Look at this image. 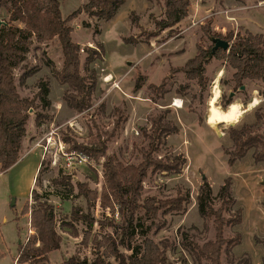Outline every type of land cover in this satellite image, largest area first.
I'll return each instance as SVG.
<instances>
[{"label":"rangeland","instance_id":"rangeland-1","mask_svg":"<svg viewBox=\"0 0 264 264\" xmlns=\"http://www.w3.org/2000/svg\"><path fill=\"white\" fill-rule=\"evenodd\" d=\"M82 3L83 0H60L62 16L66 17ZM247 6L249 8L245 9ZM163 10L161 0H125L108 21L98 22L81 12L68 23L75 42L93 48L95 42L100 41L104 47L103 59L91 64L98 78L92 104L82 111L69 107L62 99L66 85L59 84L52 72V67L59 69L62 63L61 47L56 41L34 42L25 59L13 69L18 92L32 98L33 106L28 111L18 160L6 170H0V238L6 242L3 250L0 247V264H12L17 238L24 243L35 234L30 224V208L35 203L30 193L32 188L54 204L56 229L61 235L62 246L60 250L49 253L52 258L49 264H61L71 254L93 258L95 250L91 238L95 234L114 233V227L106 223L112 215L100 206L98 200L88 205L85 198L77 193L76 180L88 183L90 188L99 192L103 157L99 158L100 162L90 158L80 160L72 152L80 150L73 147L71 139L85 143L95 128L104 131L113 128V134L106 141L107 153H114L124 163H137L141 159V147L148 143L143 129L148 131L151 117L162 110L167 111V118L179 129L166 137L155 156L164 159L169 154L182 153L186 162L177 173L149 168L142 181V196H174L177 188L182 187L189 190L190 201L185 211L160 210L155 217H149L139 208L132 243L141 244L145 236L155 241H166L167 264H197L183 243L189 240L201 243L214 236L212 220L201 217L197 210L196 195L202 175L212 186L214 207L222 202L219 188L229 175L234 202L226 203L224 215L228 217L241 207L242 221L225 225L224 235L230 237L239 231L241 239L232 247L230 254L222 251L221 264H242L240 258L246 255L251 264L261 263L264 248L253 237L264 236V161L254 162L253 148H250L239 161L230 165L225 150L232 144L228 126L252 123L254 110L259 107L264 111V83L244 80L243 86L235 88L233 69L227 61L215 56L208 58L204 65L205 84L186 78L177 68L193 57L198 47L207 49L212 45L203 27L208 26L212 33L222 35L228 32L244 34L246 29L242 22L246 17L250 18L248 21L251 20L252 25L256 24L255 19L264 26V0H190L188 15L176 26L151 37L147 43L142 41L148 32L154 30L153 19H160ZM131 14L135 15L134 23H131ZM0 19L6 22L0 28L9 24L6 8L0 7ZM10 24L21 26L15 21ZM97 26L100 33L93 35ZM262 31L264 33V29ZM128 36L135 37L138 42H125L123 37ZM81 57L83 66L85 53L81 52ZM47 61L52 62V67ZM140 77L144 78L143 85L135 90V82L141 80ZM40 81H46L49 86L47 97L51 102L47 108L41 106L37 94ZM161 82L163 85L158 89L149 87L150 83L160 85ZM215 86L220 92L216 104L221 109L238 102L244 110L254 98L258 103L249 112L244 111L237 122L219 123L217 132L206 123ZM221 93H224V99H231L225 108L220 104ZM177 99L180 106L176 104ZM38 111L47 113L49 117L35 124ZM255 127L263 129L264 119ZM61 174L70 176L72 189L68 184L54 182L53 179ZM25 206L29 207L26 212ZM72 210L88 212L95 221L88 224L85 219H73ZM114 220H118L117 214H114ZM68 222L77 229L76 236ZM85 230L90 233L86 244L81 241ZM120 249L129 252L121 246ZM110 259L113 261L112 257ZM199 264H206V261Z\"/></svg>","mask_w":264,"mask_h":264},{"label":"trees","instance_id":"trees-1","mask_svg":"<svg viewBox=\"0 0 264 264\" xmlns=\"http://www.w3.org/2000/svg\"><path fill=\"white\" fill-rule=\"evenodd\" d=\"M152 1V0H148ZM160 1V0H155ZM163 16L153 19L154 30L148 32L142 41L149 42L151 37L159 35L166 29H172L188 15L190 0H161ZM125 0H83V3L69 15L63 17L60 9V0H0V7L9 11V24L0 28V170H6L19 158L21 139L26 132L28 111L33 106V99L21 96L15 84L13 69L16 68L29 52L31 44L56 41L61 47L62 63L59 69L52 67V62L47 64L52 67L56 81L66 85L62 99L71 108L82 111L92 104V95L98 82L97 74L91 64L104 57V47L100 41L95 42V47L81 46L71 37L72 27L68 24L81 12L99 21H108L114 17L119 7ZM131 23L135 22V15L130 16ZM15 21L21 26L11 25ZM88 25V23H85ZM208 37H220L230 43L228 50L218 49L213 56L227 61L233 69L232 79L234 87L243 85L244 80L260 81L264 83V33H253L245 30L244 34L228 32L224 35L212 33L209 27H203ZM100 33L98 26L93 35ZM127 43L136 44L135 37H123ZM213 45V44H212ZM212 45L203 49L198 47L196 54L188 58L185 63L177 68L186 78L196 79L199 84H205V63L207 62ZM81 52L85 53L82 66ZM27 75V74H26ZM24 75L21 77V80ZM136 80L134 89H139L144 78ZM163 85L149 84V87L158 89ZM49 90L46 81L38 82V96L41 106L47 108L50 99L47 97ZM221 93V106L226 107L231 103L230 98H223ZM246 102V101H245ZM166 110L159 111L151 117L150 129H143L148 139L146 147H141V159L137 163H124L114 153H107L106 141L113 134L114 129L104 131L95 128L91 131L89 139L76 142L71 139L72 145L85 153L88 158L97 162L103 157L101 190L90 188L88 183L76 180L77 193L82 195L88 205L96 200L102 208L111 213L106 223L114 227V233L95 234L93 242L95 255L93 258L80 257L71 254L61 264H167V242L155 241L150 236H145L139 245H134L132 240L136 233V213L139 208L149 217L157 216L160 210L175 212L185 211L190 201L187 188H177V193L169 197L142 196V181L147 170H165L177 173L182 170L186 157L182 153L169 154L164 159L155 156L166 137L178 131L179 127L166 116ZM255 120L252 123H242L240 126L229 125L227 133L232 141L231 147L226 149L227 163L232 165L243 157L250 148L254 162L264 161V128L255 125L264 119V111L259 107L254 110ZM47 113L38 111L35 115V124H40ZM116 126V125H115ZM64 140L69 141L68 137ZM70 176L61 174L54 178V182L68 184L72 189ZM264 185V178L262 179ZM35 203L30 208V224L35 229V234L26 242L17 243L16 262L37 263L48 252L60 246L61 235L56 229L54 204L46 197H42L36 189L30 191ZM222 202L214 207L212 200V186L203 174L196 195L198 213L203 218L211 219L214 226L213 238L199 243L189 240L183 243L194 262L203 260L206 264H221L223 250L231 253L232 247L240 242L241 233L236 231L233 236L225 237L224 227L227 224H237L242 221V208L238 207L228 217L224 215L226 203H233L231 193V177L224 178L219 188ZM42 197V199H41ZM264 205V199L262 200ZM29 207L25 206L26 212ZM114 214L118 220H114ZM73 219H85L92 224L95 219L90 214L72 210ZM65 224V223H61ZM72 234L77 235V229L71 223ZM89 231L85 230L81 241L85 244L89 240ZM254 241L261 243L264 248V236L254 235ZM38 242V244H36ZM120 246L129 250L125 252ZM113 258V261L110 258ZM242 264H251L249 256L240 258ZM260 264H264V256Z\"/></svg>","mask_w":264,"mask_h":264},{"label":"bare ground","instance_id":"bare-ground-1","mask_svg":"<svg viewBox=\"0 0 264 264\" xmlns=\"http://www.w3.org/2000/svg\"><path fill=\"white\" fill-rule=\"evenodd\" d=\"M219 89L215 86L212 96L208 105V113L206 117V123L218 132V124L221 122L235 123L241 117L245 110L252 109L257 103L258 99L254 98L248 104L246 109H242V106L238 102H232L226 109H221L217 106V100L219 98ZM176 104L180 106V100H176ZM220 132V131H219Z\"/></svg>","mask_w":264,"mask_h":264},{"label":"crops","instance_id":"crops-1","mask_svg":"<svg viewBox=\"0 0 264 264\" xmlns=\"http://www.w3.org/2000/svg\"><path fill=\"white\" fill-rule=\"evenodd\" d=\"M246 8H249V6H247V7H245V9ZM248 19H250V18H247L246 17V20H243V22H242V24L243 25H245L244 27H245V29H247V30H249V31H251V32H256V33H262L263 31H262V29H264V26L262 25V24H260L257 20L255 21V19H253L254 20V22L256 23V24H254V25H252L249 21H251V20H249L248 21ZM246 112H249L248 110H245ZM240 160V159H239ZM239 160H237V161H239ZM261 182V181H260ZM31 184H33V177H32V179H31ZM30 184V186L32 187V185ZM262 191H263V193H264V186H262ZM264 195V194H263ZM264 199V196L262 197V200ZM3 219H6L5 217L3 218ZM19 242V239L17 238V242H16V251H15V253H14V256L12 257V264H49V263H51V260H52V258H50V256H49V253L50 252H52L53 250H60V248H61V246H62V242L60 243V246L58 247V248H56V249H53V250H51L50 252H48V254H47V257H44L42 260H40L39 262H37V263H28V262H21V263H17L16 262V254H17V243ZM4 243L6 244V242L2 239V238H0V247L2 248V250H3V245H4ZM0 248V249H1ZM3 252V251H2ZM65 259V258H64ZM49 261V262H48Z\"/></svg>","mask_w":264,"mask_h":264},{"label":"water","instance_id":"water-1","mask_svg":"<svg viewBox=\"0 0 264 264\" xmlns=\"http://www.w3.org/2000/svg\"><path fill=\"white\" fill-rule=\"evenodd\" d=\"M6 22H4L3 20L0 19V26L1 25H5ZM211 41H212V47H211V50H210V53L208 55V58L212 57L214 52L218 49H223V50H228L229 47H230V43L223 39V38H220V37H210ZM243 86V85H241ZM32 108H29V111H31ZM12 204L14 203V198H12Z\"/></svg>","mask_w":264,"mask_h":264},{"label":"built area","instance_id":"built-area-1","mask_svg":"<svg viewBox=\"0 0 264 264\" xmlns=\"http://www.w3.org/2000/svg\"><path fill=\"white\" fill-rule=\"evenodd\" d=\"M72 152H73V154L77 155L80 158V160H82V159L88 160V156L85 153L77 151L75 149Z\"/></svg>","mask_w":264,"mask_h":264}]
</instances>
